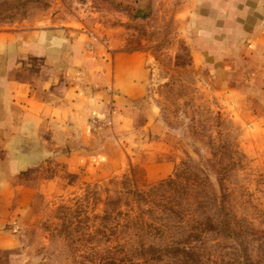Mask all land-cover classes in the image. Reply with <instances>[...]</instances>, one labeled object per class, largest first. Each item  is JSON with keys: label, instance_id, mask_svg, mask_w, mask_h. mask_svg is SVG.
Instances as JSON below:
<instances>
[{"label": "rangeland", "instance_id": "obj_1", "mask_svg": "<svg viewBox=\"0 0 264 264\" xmlns=\"http://www.w3.org/2000/svg\"><path fill=\"white\" fill-rule=\"evenodd\" d=\"M175 2L0 0V29L54 15L79 19L112 49L144 53L151 72L136 129L115 135L107 151L114 167L93 175L44 168L26 175L35 193L12 245L0 249V264H95L107 248L179 245L189 233L204 234L191 246L219 264H264L263 235L181 232L191 218L225 213L264 232V59L248 57L243 43L235 44L237 57H225L230 44L223 40L234 28L210 35L211 28L183 27ZM175 174L180 189L171 204L166 191L146 196ZM141 192L144 200L135 196ZM166 207L184 217L166 222ZM139 219L148 226L133 228L130 220Z\"/></svg>", "mask_w": 264, "mask_h": 264}, {"label": "crops", "instance_id": "obj_2", "mask_svg": "<svg viewBox=\"0 0 264 264\" xmlns=\"http://www.w3.org/2000/svg\"><path fill=\"white\" fill-rule=\"evenodd\" d=\"M175 1L183 27L211 28L210 35L234 28L223 40L225 57H237L235 44L243 43L248 57L264 59V0ZM108 43L81 20L59 15L0 29V249L12 245L32 202L27 174L103 173L115 164L107 152L115 135L136 129L137 103L148 102L146 56Z\"/></svg>", "mask_w": 264, "mask_h": 264}, {"label": "trees", "instance_id": "obj_3", "mask_svg": "<svg viewBox=\"0 0 264 264\" xmlns=\"http://www.w3.org/2000/svg\"><path fill=\"white\" fill-rule=\"evenodd\" d=\"M116 6L122 7V10L129 12L135 16L144 15L138 8L131 6ZM177 175L169 177L166 181H162L152 188V191L147 193L146 196L149 198L152 194H161L166 191V202L171 204L174 198V192H179L178 183L175 181ZM136 194V193H135ZM137 198L145 199L144 192L137 193ZM153 196V195H152ZM166 222H170L174 217L177 220H181L183 215H179L177 211H174L172 207H166ZM127 221V220H126ZM132 223H136L133 228L141 229L145 223L142 220L137 222L130 220ZM129 223V222H128ZM167 225V224H166ZM145 226H148L145 224ZM166 227V226H164ZM149 228V227H148ZM155 231H160V228H154ZM255 231V232H254ZM163 232V231H162ZM181 232H229L235 238L249 237L256 238L260 235L264 236V232L256 231L247 226L246 224L240 223L237 216L228 215L225 213L223 217L206 218L205 220H199L191 218L187 220L185 227L181 229ZM202 236H193L190 233L184 236V240L177 244H170L163 247H153L152 245L144 246L142 244L139 247H126L121 246L118 251L107 248L104 253L99 255V258L94 259L95 264H151V263H162L165 261H171L173 264H203V260H208L211 264H219L217 258L207 257L205 258L196 248L191 246L201 240ZM229 237V236H228ZM98 261V262H96Z\"/></svg>", "mask_w": 264, "mask_h": 264}]
</instances>
